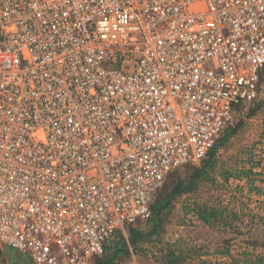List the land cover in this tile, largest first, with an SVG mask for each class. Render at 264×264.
Returning <instances> with one entry per match:
<instances>
[{
  "label": "built area",
  "instance_id": "obj_1",
  "mask_svg": "<svg viewBox=\"0 0 264 264\" xmlns=\"http://www.w3.org/2000/svg\"><path fill=\"white\" fill-rule=\"evenodd\" d=\"M263 71L264 0H0V245L91 264Z\"/></svg>",
  "mask_w": 264,
  "mask_h": 264
},
{
  "label": "rangeland",
  "instance_id": "obj_2",
  "mask_svg": "<svg viewBox=\"0 0 264 264\" xmlns=\"http://www.w3.org/2000/svg\"><path fill=\"white\" fill-rule=\"evenodd\" d=\"M237 125L231 133L230 128ZM230 128L221 134L211 158L212 180L200 181L194 191L176 198L157 218L160 222L155 230L150 222L151 211L148 218L137 220L111 237L107 248L91 264L106 261L112 241L120 237L130 250L133 230L141 233L134 248L136 260L146 264L164 262L166 251L161 249L162 242L176 252L166 259L167 264H206L216 257L225 258L226 264H264V71L258 99L238 109ZM190 165L169 173L153 201L168 192L175 180H186ZM202 207L210 215L208 221L198 216ZM152 231L155 232L148 237ZM2 247L0 264H35L18 252L17 260L8 259ZM130 256L131 253L121 254L112 264H128L133 260Z\"/></svg>",
  "mask_w": 264,
  "mask_h": 264
},
{
  "label": "trees",
  "instance_id": "obj_3",
  "mask_svg": "<svg viewBox=\"0 0 264 264\" xmlns=\"http://www.w3.org/2000/svg\"><path fill=\"white\" fill-rule=\"evenodd\" d=\"M239 125L235 128H230L231 126L225 128L223 131L224 133L226 130L228 131L230 128L231 133H234L235 129L238 128ZM221 137V136H220ZM226 138V137H225ZM222 138H219L212 148L208 151L207 156L200 162V166H195V165H190V173L187 177L186 180L183 179H177L174 181L173 185L171 186L170 190L166 192L163 196H161L159 199H157L155 202L150 206V210L152 211V219L150 222L153 223L152 230H155L158 225L160 220L157 218L160 216V214L167 210L168 207L175 201L176 198H178L181 194L183 193H190L194 191L198 183L200 181H209L213 179L212 176V171L214 168V160L211 158L214 155L215 149L220 143V140ZM224 140V139H223ZM207 209L205 207H202V209L199 211V218L208 221L210 215L206 214ZM155 231H152L148 233V237L152 235ZM130 239H129V244H131V247L136 248L137 242L141 239V233L139 234L137 231L133 230L130 234ZM117 239L115 241H112L110 247H109V253L107 254V259L106 261L104 260L100 264H112L114 260L121 254H130V250L128 247V244L123 241V239ZM106 245L104 247V250L106 249ZM170 256V253L168 254ZM262 259H259V261ZM99 264V263H96Z\"/></svg>",
  "mask_w": 264,
  "mask_h": 264
},
{
  "label": "crops",
  "instance_id": "obj_4",
  "mask_svg": "<svg viewBox=\"0 0 264 264\" xmlns=\"http://www.w3.org/2000/svg\"><path fill=\"white\" fill-rule=\"evenodd\" d=\"M136 231V230H135ZM162 248L161 249H163V251H166V253H165V258H164V262L162 263V264H167V262H166V259H168V254L170 253V254H176V252H175V250L173 251V252H171L170 251V249H169V245L166 243V242H162ZM182 248H184V247H182ZM130 253H131V258H133V260H131L128 264H146L147 262H139L140 260H136V254H135V250H133V248L132 247H130ZM148 264H153V263H148Z\"/></svg>",
  "mask_w": 264,
  "mask_h": 264
},
{
  "label": "water",
  "instance_id": "obj_5",
  "mask_svg": "<svg viewBox=\"0 0 264 264\" xmlns=\"http://www.w3.org/2000/svg\"><path fill=\"white\" fill-rule=\"evenodd\" d=\"M2 251L4 253V255L8 258V259H13V260H17L18 258V254L16 253V251H14L11 247L4 245L2 247Z\"/></svg>",
  "mask_w": 264,
  "mask_h": 264
}]
</instances>
